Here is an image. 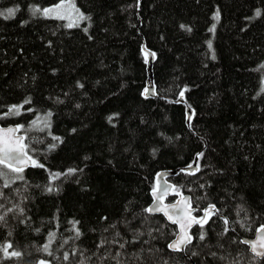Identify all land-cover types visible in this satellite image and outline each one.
Returning <instances> with one entry per match:
<instances>
[{"label":"trees","instance_id":"1","mask_svg":"<svg viewBox=\"0 0 264 264\" xmlns=\"http://www.w3.org/2000/svg\"><path fill=\"white\" fill-rule=\"evenodd\" d=\"M72 1L90 19L69 29L31 12L59 0H0V11L19 9L0 17V113L26 98L25 109H34L0 122L27 129L52 114L50 128L27 132L43 167L26 168L23 180L2 189L0 214L17 205L24 212L7 213L0 245L23 255L0 252V264H264L241 241L264 224V0ZM144 43L156 53V97L144 95ZM199 152L200 171L172 180L198 213L209 204L220 213L175 252L168 243L176 225L144 209L157 173L190 165ZM69 169L77 171L47 191L51 173ZM50 232L51 256L40 250Z\"/></svg>","mask_w":264,"mask_h":264},{"label":"snow or ice","instance_id":"2","mask_svg":"<svg viewBox=\"0 0 264 264\" xmlns=\"http://www.w3.org/2000/svg\"><path fill=\"white\" fill-rule=\"evenodd\" d=\"M19 11L18 8H7L4 11H0V17L4 19L14 18L16 12ZM33 16L37 13L44 16L45 18H53L58 20L68 21L66 23V27L71 29L73 27H79L80 22L84 20L90 19V17L86 16L84 13L80 12L79 8L75 6L72 0H59L58 3L49 7H39L34 6L31 9ZM261 12L259 10L256 11V16L259 17ZM220 14L219 11L216 12L213 19L215 21H219ZM181 27H185L181 25ZM216 25L213 24L209 29L210 31H215ZM87 31V28L84 29ZM189 31L191 29H188ZM209 49L212 48L211 41L208 42ZM147 55V54H146ZM155 55L154 53L152 54ZM215 55L213 54V59ZM261 67H264L262 65ZM83 87V85H79ZM186 91V89H185ZM264 92V88L261 89ZM145 94H149V90L145 89ZM181 97L184 95L183 92L180 93ZM31 99L26 98L23 103L19 105H11L8 107L7 111L4 113H0V120L6 119L11 116H20L22 111L32 112L34 109L28 108L25 109V105L30 104ZM51 112L47 113L44 116H37L34 120L31 121L30 126L26 129L23 124H18L15 127H0V198L3 197V188L10 187L16 180L24 179V171L26 167H43L42 164L38 163L36 159H34L31 154L34 150L30 148V141L27 136V132L38 130L44 131L47 128L51 127ZM112 117H109V121L111 122ZM189 120H191V116H189ZM55 140H59V137H53ZM51 148H55L56 145H51ZM203 153H199L198 156H202ZM192 166L189 165V168ZM76 169H69L66 173H51L49 186L47 187V191L52 192L55 191L56 188L53 186V183L56 180H59L62 176H68L75 173ZM183 171V170H182ZM200 171V167L197 164L196 168L190 172L189 174L194 175L196 172ZM10 174H15L11 179L9 178ZM203 187V185H201ZM175 194L179 199L175 203H165V198L169 193ZM152 196H153V204L152 206L144 209V211L150 215L160 213L162 214L169 222L178 226V230L174 233L175 239L171 240L168 243V248L175 252L184 251L188 248L189 245L192 244L193 235L191 234V228L194 225H199L201 229L208 223V221L216 215H219L220 210L216 208L215 204H209L206 208L203 209V215L197 216L195 213L200 211L199 208L193 207V199L191 196H184L180 188L175 185H169L167 182L163 184L160 182V178H158L157 183L152 188ZM4 207L3 204H0V209ZM18 211L21 215H23V208H19V206H15L14 208L6 209L2 214H0V225L6 222V216L8 212ZM243 211V209H241ZM225 224V232L228 231L229 221L226 217H222ZM107 219V217L103 218ZM147 219V217H145ZM73 231L75 232V238H79L81 232L77 225L79 221H73ZM111 228H116L115 224L110 225ZM39 231V229H37ZM105 231H108V228H105ZM257 238L253 241H242V243H246L250 246L251 251L255 253L256 256H264V251L260 249H264V225H261L257 230ZM142 234V233H141ZM11 235V233H9ZM116 236H119L120 233L117 231ZM206 238V232L201 231L199 233L198 239L203 241ZM56 239V233L50 232L48 235V243H46L41 251L47 253L49 256L52 255L50 251L52 243ZM112 243H119V241L113 239ZM67 243V241H64ZM109 243L107 238L102 239L98 247H102L105 244ZM13 246L11 243L0 245V252L3 253V258H20L23 254L20 251H9ZM119 247L123 248L124 244L119 243ZM75 254V253H73ZM196 255L195 252L192 253ZM215 255V253H213ZM119 256V253H117ZM64 260L69 259V254L66 252L64 254ZM39 264H48L45 260H40ZM80 264H85L82 260ZM119 264V262H118Z\"/></svg>","mask_w":264,"mask_h":264},{"label":"water","instance_id":"3","mask_svg":"<svg viewBox=\"0 0 264 264\" xmlns=\"http://www.w3.org/2000/svg\"><path fill=\"white\" fill-rule=\"evenodd\" d=\"M142 49H143V52H144V54L146 55V57L148 58V79H147V84H146V87H145V89H148L149 90V94H145V89H144V95L146 96V97H156L158 94H157V92H156V89H155V84H154V63H155V60H156V54L152 51V50H150V49H148L147 47H146V44L144 43L143 44V46H142ZM155 54L154 56L152 55V54ZM178 102H185L186 100H185V96L183 95L182 97H181V95L179 96V98H178V100H177ZM193 115H194V109L191 107V106H189V105H187V123H188V125H190L191 124V121H192V118H193ZM189 116H191V120H189ZM17 124H13V123H9V124H3V123H1L0 122V127H5V128H7V127H15ZM200 153V152H199ZM199 153H197V155H196V157H195V159H194V161L190 164L192 167L191 168H189V165H187V166H183V167H179V168H175V169H162V170H160L158 173H157V175H156V179L158 180V178H160V182L163 184L164 182H167V184H169V185H175L171 180H170V177H172V176H174V175H176L177 173H179L181 170H183L184 172H187V173H190V172H192L195 168H196V166H197V164H198V160H199V157L200 156H198V154ZM199 165V164H198ZM29 167H31V166H29ZM29 167H26V168H29ZM25 168V169H26ZM197 173V172H196ZM183 193V195L184 196H191V194H189V193H185V192H182ZM172 195H173V193H169L167 196H166V198H165V203H168V204H171V203H175L178 199H179V197H175V199L174 200H172V201H169V200H167L168 198H170V197H172ZM192 197V196H191ZM152 204H153V201L151 202V204H150V206H152ZM149 206V207H150ZM193 207L194 208H196L194 205H193ZM216 208H217V206H216ZM218 209V208H217ZM152 215H162V214H160V213H156V214H152ZM195 215H197V216H202L203 215V211L200 213V214H198V212L197 213H195ZM163 216V215H162ZM169 222V221H168ZM171 223V222H170ZM172 224V223H171ZM175 225V224H174ZM262 225H264V224H262ZM177 226V225H176ZM197 225H194L192 228H191V234L193 235V230H194V228L196 227ZM261 226V225H260ZM260 226H258L257 227V229L260 227ZM177 229H178V226H177ZM256 229V230H257ZM256 238H257V231H255V235L253 236V237H243L242 238V241H253V240H256ZM174 239H175V237H174ZM193 239H194V237H193ZM246 244V243H245ZM246 245H248V244H246ZM249 246V245H248ZM250 247V246H249ZM261 251H264V249H260ZM186 250H184V251H180V252H185ZM250 251H251V248H250ZM252 252V251H251ZM253 253V252H252ZM254 255H255V253H253ZM256 256V255H255ZM257 258H263L264 256H256Z\"/></svg>","mask_w":264,"mask_h":264},{"label":"bare ground","instance_id":"4","mask_svg":"<svg viewBox=\"0 0 264 264\" xmlns=\"http://www.w3.org/2000/svg\"><path fill=\"white\" fill-rule=\"evenodd\" d=\"M147 47V46H146ZM148 48V47H147ZM149 49V48H148ZM151 50V49H150ZM153 51V50H152ZM154 52V51H153ZM155 53V52H154ZM156 54V53H155ZM146 56V55H145ZM147 58V57H146ZM148 59V58H147ZM13 124H15V123H13ZM18 125V124H17ZM173 177V176H172ZM172 177H170V180L174 183V181L172 180ZM156 183H157V179H156ZM175 184V183H174ZM176 186V185H175ZM186 193V192H185ZM174 196V194L172 195V197ZM172 197H170V198H172ZM176 197V196H175ZM175 197H174V199H175ZM170 198H168V199H170ZM167 199V200H168ZM173 199V200H174ZM169 201H172V200H169ZM194 205V204H193ZM207 207V206H206ZM205 207V208H206ZM197 208V207H196ZM218 208V207H217ZM203 211V210H202ZM198 214H200V213H198ZM177 227V226H176ZM178 230V229H177ZM193 237H194V235H193ZM246 238V237H245ZM194 240V239H193ZM193 242V241H192Z\"/></svg>","mask_w":264,"mask_h":264},{"label":"flooded vegetation","instance_id":"5","mask_svg":"<svg viewBox=\"0 0 264 264\" xmlns=\"http://www.w3.org/2000/svg\"><path fill=\"white\" fill-rule=\"evenodd\" d=\"M262 225V224H261ZM229 227H230V225H229ZM257 229V228H256ZM194 231V230H193ZM256 231V230H255ZM255 235V232H254V234L253 235H245V237H253ZM244 236H242L241 237V241H242V238H243ZM245 244V243H244ZM246 245V244H245ZM247 247H248V249H249V251H250V247L248 246V245H246ZM250 253L253 255V256H255L251 251H250Z\"/></svg>","mask_w":264,"mask_h":264},{"label":"rangeland","instance_id":"6","mask_svg":"<svg viewBox=\"0 0 264 264\" xmlns=\"http://www.w3.org/2000/svg\"><path fill=\"white\" fill-rule=\"evenodd\" d=\"M74 4H75V2L74 1H72ZM76 6V5H75ZM239 223H241V222H239ZM241 225V224H240ZM40 261V260H39ZM39 261L36 263V264H39Z\"/></svg>","mask_w":264,"mask_h":264}]
</instances>
